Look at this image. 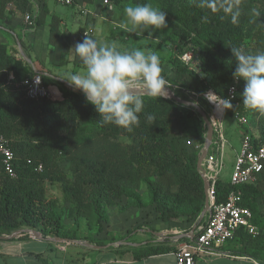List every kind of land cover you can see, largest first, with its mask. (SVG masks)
<instances>
[{
  "label": "trees",
  "instance_id": "trees-1",
  "mask_svg": "<svg viewBox=\"0 0 264 264\" xmlns=\"http://www.w3.org/2000/svg\"><path fill=\"white\" fill-rule=\"evenodd\" d=\"M30 1L0 0V26L27 14ZM127 3H151L166 12L167 28L150 36L173 50L169 59L171 68L166 74L170 88L178 98L197 102L208 115L213 107L204 94L213 91L221 99H227L234 83L232 47H243L248 54L264 52V0H241L238 25L222 19L219 12H209V21L202 22L208 10L199 8L197 0H106L105 4L121 7ZM48 14L47 4L42 0L37 25H44ZM83 39L84 31L80 30L75 46ZM59 40L68 49L60 18L53 16L48 42L56 45ZM22 47L25 48L23 43ZM190 52L194 58L185 64L182 56ZM73 64L83 69L75 53ZM36 74L0 43V135L14 152L16 171V177H10L0 162V236L32 229L64 238L67 219L72 220L75 228L86 222L100 235L109 223L112 208L122 213L129 208L153 207L164 222L192 223L197 228L206 225L207 216L200 220L206 200L204 181L197 169L200 152L187 145L190 117L195 113L202 118L195 109L169 97L144 96L139 125L128 132L111 124L102 125L100 114L82 92L81 95L68 89L61 100L27 98L29 81ZM51 75L43 72L42 80L47 86L54 82ZM244 88L245 81L240 80L238 94L225 114L234 117L236 113H246ZM149 114L154 117L151 123L146 119ZM252 116L258 133L249 130L245 133L253 148H257L264 144V113L255 111ZM63 163L67 171L62 168ZM47 184L59 188L63 195L61 204L49 197ZM233 189L230 183L218 180L217 201H224ZM240 189L244 206L251 210L260 234L254 237L240 229L233 241L245 242L253 248V258L264 261V169L255 183ZM30 237L23 233L13 240ZM85 239L97 246L104 245L100 240ZM167 242L137 248L119 246L117 251H132L137 259L147 258L174 251Z\"/></svg>",
  "mask_w": 264,
  "mask_h": 264
},
{
  "label": "clouds",
  "instance_id": "clouds-1",
  "mask_svg": "<svg viewBox=\"0 0 264 264\" xmlns=\"http://www.w3.org/2000/svg\"><path fill=\"white\" fill-rule=\"evenodd\" d=\"M197 6L208 12L202 22L209 21L208 13H221L238 25L242 16L241 0H197ZM126 31L142 35L167 28L166 12L151 3L129 5L124 9ZM235 57L233 78L245 81L243 105L250 110L264 113V52L248 54L243 47H232ZM83 71L66 74L74 91H80L86 101L95 106L102 125H114L131 132L139 125V114L144 108V96L163 98L171 87L160 57L152 50L132 48L119 50L115 42L101 43L85 32L84 39L75 46ZM207 98L216 102L214 94ZM220 99V98H219ZM224 109L232 107L230 100L220 99ZM147 121L154 120L147 115Z\"/></svg>",
  "mask_w": 264,
  "mask_h": 264
},
{
  "label": "rangeland",
  "instance_id": "rangeland-1",
  "mask_svg": "<svg viewBox=\"0 0 264 264\" xmlns=\"http://www.w3.org/2000/svg\"><path fill=\"white\" fill-rule=\"evenodd\" d=\"M45 1L51 10V15H48L47 17V23L51 21V17L53 15L57 17L59 16L61 18V30L66 34L69 45L68 49L64 47L61 40H59L56 45H50L48 42L49 29H47L45 26L37 25L36 20L41 9L42 0H31L28 4L27 14L19 15L18 20H13L12 18L11 21L7 24L2 23V26L8 29H11L12 27H19V31L25 34L27 40L26 42H21V44L23 43L25 47H22V50L24 51L26 56L32 60L33 66L37 71L41 73H52L59 79L66 78V74L68 73L82 72L83 69H77L73 64L74 48L80 30H83L84 33L86 31L89 32V36L93 37L101 43L115 42L118 49L121 51L132 48L155 51L160 57L161 65L163 68V75L166 76L167 71H170L171 62L169 61V59L172 55L173 50H171L165 42H161L157 39L152 38L146 32L142 35L128 32L122 26L125 21L124 9L125 7L133 4L127 3L121 7H116L113 5L107 7L105 4L106 0H94L92 3H86L87 5L82 4V2L79 1L80 3L78 6L75 5L72 7H68L59 5L54 0ZM90 9L91 12L89 11ZM27 15H30L31 17L28 21L26 20ZM13 23H17L18 26H15V24L13 25ZM9 51L10 54L15 58L22 60L26 65H29L24 60L22 54L16 47L10 48ZM62 58L63 63L61 64ZM169 77L171 78L172 74H169ZM49 86H51L52 88H59L62 94H64V92L68 89H73L69 85L55 80L52 84H49ZM76 92L81 94L80 91ZM59 99L61 100L62 97ZM253 112L255 111L247 109L246 113L242 115L247 118V125L240 124L235 120L233 115H230L229 113H226L222 120V131L226 139V145L222 157V169L219 175V180L224 183H230L232 180V173L236 163V158L238 153H240L241 151L243 140L246 136L245 132L249 130L255 135H257L258 133L257 124L254 117L252 116ZM201 119L202 118L197 116V114L195 113H193L189 119V138L190 141L195 144L205 143L207 137V131L205 130L204 123H202ZM62 168L67 171L66 164L63 163ZM47 189L49 197L55 199L59 204H61L63 195L59 188L47 184ZM123 203L125 204L126 200H123ZM112 213L117 215V209L112 208L110 210V214ZM65 222L66 227L62 232L63 237L68 238L67 236H84L88 239L97 240L95 236L99 234L97 233L96 229L89 228L86 222H83L80 228H75L73 224H70V219H67ZM158 223L160 224V226H164L165 224H167V222H164L162 220H159ZM187 227L188 224L181 229H187ZM141 229H143L142 226H138L130 231V233L132 234L127 240H125L126 236L119 237L113 234L108 242L113 243V248H118L120 245H123L119 243H131V245H133L137 242L135 236ZM86 241L89 242V240ZM102 242L104 243V245H106V241ZM123 246L131 247L129 245ZM49 249V253L42 258V261L48 264H61V261L57 256H62V252L53 250L52 248Z\"/></svg>",
  "mask_w": 264,
  "mask_h": 264
},
{
  "label": "built area",
  "instance_id": "built-area-1",
  "mask_svg": "<svg viewBox=\"0 0 264 264\" xmlns=\"http://www.w3.org/2000/svg\"><path fill=\"white\" fill-rule=\"evenodd\" d=\"M54 1L59 5L68 7L77 4L76 0ZM30 18V15L26 16L27 21ZM86 33L89 34L87 31ZM193 58L194 55L191 52L182 56V60L185 64H190ZM239 83L240 80H234V83L228 91V100L232 101L236 98ZM209 93L214 94L215 96L217 95L213 91H208L204 94V97L213 107L212 113L209 117L214 126L215 136H213L212 145L203 162L204 175L210 184L208 190L210 213L207 215L206 225L196 228L194 235L188 236L186 242L180 244L174 252L177 264H197L198 257L210 254H221L220 249L226 243L233 241L240 229H244L254 237L260 234L259 228L253 223V214L251 210L244 206V194L240 187L246 184L255 183L262 173L264 169V144L260 147L253 148L250 137H244L241 151L236 158L232 180L230 182V185L234 187V189L227 195L224 201L218 202L215 196V186L219 180V175L222 169V157L226 145V139L222 131V120L225 116L226 109L219 104L222 103L219 96L214 98L216 102L208 99L207 94ZM26 96L31 100L45 98L58 100L62 97L57 89L45 85L42 80V75L39 74H36L29 81ZM218 106H222L221 115H218L216 112ZM234 118L242 125L248 124L247 118L239 113H236ZM187 145L192 146L200 153L204 147V144H195L191 141H188ZM212 146H214L213 151L211 150ZM0 162L6 174L12 178L16 177L14 152L2 135H0ZM39 170H42L41 166L39 167Z\"/></svg>",
  "mask_w": 264,
  "mask_h": 264
},
{
  "label": "crops",
  "instance_id": "crops-1",
  "mask_svg": "<svg viewBox=\"0 0 264 264\" xmlns=\"http://www.w3.org/2000/svg\"><path fill=\"white\" fill-rule=\"evenodd\" d=\"M79 1H81L82 4H86L83 0H77V6L80 3ZM47 7L49 9L48 15H51V10L48 4ZM89 11L91 12V9ZM48 15L46 16L45 24L42 26H45L50 30L51 21L47 23ZM18 19L19 17L13 18V20ZM14 24L15 26H18L17 23H13V25ZM19 30V27H12L11 29H8L0 26V43L5 44L8 47V50L12 47H16L18 51H20V45L22 48L21 42H26L27 39L25 34ZM51 77L53 78L55 76L51 75ZM55 89L59 91L63 99V94L59 88ZM159 220L160 219L153 207L143 209L129 208L125 212H118L117 215L112 213L110 214L109 223L105 224L103 227V232L100 235L95 236L97 240L106 241V245L100 246V249L70 242V239L65 237L62 238L66 239V241L63 242L53 241L51 239H38L32 236L24 240L0 239V264H48L44 263L42 258L49 253V248L62 252V256H57L61 261V264H177L174 252L177 250L179 245L186 242V240L182 241L181 239L178 242L175 237L181 234H187L190 236V232H192L195 225L190 223L188 224L187 229H181L187 224H181L173 221L167 222L164 226H160L158 223ZM70 224H73L72 220ZM138 226H142L143 229L139 230L135 236L137 242L133 245H131V243L123 245H129L132 248H137L149 243L157 244L168 240L167 244L173 246L174 251L166 254L137 259L134 257L132 251L118 252L117 248L112 247L113 243L108 242L113 234L119 237L126 236L125 240H127L132 234L130 231ZM191 227L192 229H190ZM168 236L170 238L166 239ZM78 237L81 239L78 241H86L84 236ZM183 239H187V237ZM134 245L138 246L134 247ZM220 252L221 254H210L198 257L197 264H264L263 260L253 258V248L251 246H247L245 242H228L220 249Z\"/></svg>",
  "mask_w": 264,
  "mask_h": 264
},
{
  "label": "water",
  "instance_id": "water-1",
  "mask_svg": "<svg viewBox=\"0 0 264 264\" xmlns=\"http://www.w3.org/2000/svg\"><path fill=\"white\" fill-rule=\"evenodd\" d=\"M20 52H21L22 57L24 58V60L35 70V67L33 66L32 60L26 56V54L24 53V51L21 48V45H20ZM195 63H196V60L192 63V66H194ZM35 73H37L39 75H43V73H41L39 71H36V70H35ZM53 78L56 81H59V82H62V83H65V84L69 85L68 82L64 81L63 79H59L57 77L56 78L53 77ZM166 91L168 93V95L166 97H169V98L173 99L174 101H176L177 103H179V104H181V105H183L185 107H189V108L195 109L200 114V116L204 120L205 125L207 127V137H206V140H205V143H204L203 150L201 151V153H200V155L198 157V163H197V169H198V171L200 172V174H201V176L203 178L204 185H205V193H206L205 208H204V210H203V212H202V214L200 216V220H203L210 213V200H209V196H208V190H209L210 184H209L207 178L204 175L203 162L206 159V157L208 155V152H209V149H210V147L212 145V142H213L214 126H213V123H212L209 115L200 107V105L197 102L185 101V100H182V99L178 98L174 94L173 90L170 87H168L166 89ZM145 96H147V95H145ZM196 228H197V226L195 225L193 230H192V232H190L191 236L194 235V231H195ZM23 233L30 234L32 237L38 238V239H51L53 241L55 240V241H60V242L66 241V239L43 235V234H41V233H39V232H37L35 230H32V229H22V230H19V231L13 233L10 236H0V239H15L17 236H19V235H21ZM185 237H188V235L187 234H181V235H177L175 238L178 241H180L181 239H183ZM70 242H74V243H77V244H80V245H85V246H88V247H91V248H95V249H100L101 248L100 246L93 245V244H91L88 241L70 240ZM121 244H128V243H121ZM137 246L138 245H134V247H137Z\"/></svg>",
  "mask_w": 264,
  "mask_h": 264
},
{
  "label": "bare ground",
  "instance_id": "bare-ground-1",
  "mask_svg": "<svg viewBox=\"0 0 264 264\" xmlns=\"http://www.w3.org/2000/svg\"><path fill=\"white\" fill-rule=\"evenodd\" d=\"M216 112H217L218 115H221V113H222V106H218Z\"/></svg>",
  "mask_w": 264,
  "mask_h": 264
}]
</instances>
